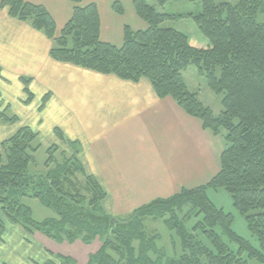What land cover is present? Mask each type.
<instances>
[{"label": "trees", "instance_id": "obj_1", "mask_svg": "<svg viewBox=\"0 0 264 264\" xmlns=\"http://www.w3.org/2000/svg\"><path fill=\"white\" fill-rule=\"evenodd\" d=\"M71 1L75 4L72 16L59 30L41 5L2 0L1 6L8 7L11 17L31 20L34 28L44 32L53 43L49 50L52 59L133 82L148 80L159 98L174 99L188 115L199 119L203 128L215 135L223 129L226 147L220 154L218 172L206 184L153 200L126 217H114L101 208L105 193L99 183L85 175L72 156L56 163L55 145L46 150L47 171L29 172L40 146L34 145L37 133L24 126L0 142L5 150V162L0 156V210L5 219L27 234L38 231L58 243L80 239L90 244L99 239L101 245L89 255L87 264H250L248 259L264 262V23L254 20L259 2L239 0L231 5L190 0L202 4V11L193 20L207 43H198L163 26L175 15L157 11L148 0H132L146 28L133 30L125 25L122 43L117 46L101 39L95 4L80 6L82 0ZM167 1L156 3L163 5ZM112 8L118 14L123 12L118 2ZM190 65L205 76L213 92L222 95V109L217 116L187 89L182 72ZM21 79L25 101L29 102V79ZM0 119L9 123L17 117L0 110ZM56 134L62 138L60 131L56 130ZM79 173L84 177L82 189L76 182ZM219 188L230 196L258 248L235 232L232 214L208 198V189ZM26 197L38 199L57 217L34 220L31 209L21 201ZM186 206L190 208L179 218L177 212ZM200 216L188 229L187 222ZM147 218L162 219L179 238L178 256L168 257L157 245L159 234L146 233ZM3 230L0 218V240ZM223 237L237 246L236 252ZM58 261L74 264L66 257Z\"/></svg>", "mask_w": 264, "mask_h": 264}, {"label": "crops", "instance_id": "obj_2", "mask_svg": "<svg viewBox=\"0 0 264 264\" xmlns=\"http://www.w3.org/2000/svg\"><path fill=\"white\" fill-rule=\"evenodd\" d=\"M26 1L43 6L58 30L69 21L75 6L71 0ZM1 2L0 84L8 88L7 81L14 79L22 88L17 79L29 77L31 100L26 102L22 92L16 97L36 104L32 111H42L36 113L44 116L38 122L44 123L41 129L49 136L60 131L62 143L52 145L72 156L84 174L99 183L105 193L104 213L126 217L142 205L206 184L216 175L226 147L219 135L203 128L199 119L188 115L171 97L159 98L146 79L133 82L52 59L53 43L44 32L34 28L31 20L11 17ZM114 2L121 3V14L113 10ZM88 4L97 7L100 34L106 42L120 45L125 25L133 30L146 27L134 12L132 0H82L80 6ZM28 123L12 130L0 127V133L7 135L0 142L24 126L39 137L34 129L40 127ZM77 176L84 179L80 173ZM14 225L18 247L25 245L38 259L28 255V264H59L60 257L87 264L89 255L100 247L94 246L97 239L90 244L80 239L58 243Z\"/></svg>", "mask_w": 264, "mask_h": 264}, {"label": "rangeland", "instance_id": "obj_3", "mask_svg": "<svg viewBox=\"0 0 264 264\" xmlns=\"http://www.w3.org/2000/svg\"><path fill=\"white\" fill-rule=\"evenodd\" d=\"M215 4L227 2L231 5H236L239 0H212ZM259 2V7L254 16V20L258 23H264V0H257ZM148 3L155 7V9L161 13H169L175 15V18L168 19L163 23V26L174 28L183 34L190 37L192 40H195L198 43H207L206 38L200 32L198 26L193 20V16H197L202 11V4L200 1H190V0H168L163 5H158L156 0H148ZM121 6V3H119ZM134 10V8H133ZM135 12V10H134ZM179 15V16H178ZM146 27H135L134 30L137 29H145ZM103 40L104 38L101 37ZM121 45V44H120ZM119 46V44L117 45ZM183 79L186 84L187 89L190 92L196 94L198 99L204 104V106L208 107L213 115L217 116L222 109L221 106V94H217L213 92L209 86L208 82L203 74L198 72L196 66L190 65L183 72ZM29 79V77H26ZM31 79V77H30ZM22 85V88H19L14 79H9L7 81V87H2L0 84V110H3L5 114L9 117L16 116L17 119L14 122L6 123L0 119V127H7V129L12 130L15 128H19L24 124H29L28 122H34L32 127H40V129H34L38 131L37 139L34 142V145L38 144L40 147L35 152L34 158L35 161L29 167L30 173H45L47 169L44 167L45 159L47 158V148L52 144H61V140L58 135L54 132V137L49 136V133L42 128V124H39L40 121V113L37 108L32 111L31 106L35 107L36 104L33 103H25L24 100L18 99L19 92L25 94L24 91V83L22 79L19 77L17 79ZM28 81V88L33 92L30 85H32V81ZM35 92V91H34ZM20 98V97H19ZM41 102V100H40ZM36 103V102H35ZM38 115H37V114ZM47 115L45 112L43 115ZM52 116V115H51ZM50 116V117H51ZM44 118L41 117V119ZM35 120V121H34ZM43 121V120H42ZM47 122V121H46ZM1 134V133H0ZM220 139L225 143V131L223 129L219 130ZM3 136H7L4 134L0 135V140ZM55 142V143H54ZM61 146V145H59ZM0 156L2 157L3 162H5V150L3 146L0 144ZM55 161L62 162L64 158H67L66 152L64 150H57L54 154ZM69 158V157H68ZM54 164L51 165L53 167ZM77 185L82 189L84 186V179L80 176H76ZM207 195L211 202L216 204V206L223 208L224 211L232 214L233 216V229L237 234L248 240L253 247L258 248V243L256 238L248 231L246 222L240 216V214L236 211L232 204V200L228 193H226L223 189H208ZM21 201L27 205L32 212V218L36 221H42L47 218L57 217L54 212L43 206L41 202L36 198H22ZM190 207L186 206L183 208L182 212H177L179 218H182L185 213L188 211ZM168 217V215H167ZM0 218L3 223H7L8 221L5 219L2 211L0 210ZM201 216L198 218L193 217L190 221L187 222V227L190 229L195 222L200 220ZM145 231L148 235L159 234L160 239L157 241V245L163 249L168 257H176L181 253L180 240L176 237L173 232L169 231L168 228L162 222V219H153L147 218L144 222ZM14 224L8 223L4 225V242L0 244V262H4L7 264H28V258L26 256H31L33 260H38L37 257L32 256V252L25 245L18 247L17 244V231L13 230ZM14 231V233H13ZM200 238V234H199ZM97 239V238H96ZM224 242L227 246L234 252L237 251V246L231 242H229L226 238L223 237ZM16 241V246L13 245V242ZM101 242L97 239L94 243L95 247H99ZM134 246L137 247V242H134ZM152 258H154L153 254H150ZM243 258L247 259L246 254L242 255ZM118 259V257H116ZM250 264H264V262H260L258 260H249Z\"/></svg>", "mask_w": 264, "mask_h": 264}]
</instances>
